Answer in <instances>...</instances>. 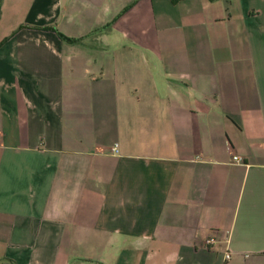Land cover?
Segmentation results:
<instances>
[{"label": "crops", "instance_id": "1", "mask_svg": "<svg viewBox=\"0 0 264 264\" xmlns=\"http://www.w3.org/2000/svg\"><path fill=\"white\" fill-rule=\"evenodd\" d=\"M0 264H264V0H0Z\"/></svg>", "mask_w": 264, "mask_h": 264}, {"label": "built area", "instance_id": "2", "mask_svg": "<svg viewBox=\"0 0 264 264\" xmlns=\"http://www.w3.org/2000/svg\"><path fill=\"white\" fill-rule=\"evenodd\" d=\"M113 149H115V147H113ZM232 161L233 162H237V163H241L243 161V158L240 156V155H233L232 156ZM214 242V239L212 236L208 237L206 240H205V243L206 244H211ZM230 258V253L229 252H225L224 254V259L227 260Z\"/></svg>", "mask_w": 264, "mask_h": 264}, {"label": "trees", "instance_id": "3", "mask_svg": "<svg viewBox=\"0 0 264 264\" xmlns=\"http://www.w3.org/2000/svg\"><path fill=\"white\" fill-rule=\"evenodd\" d=\"M68 40H71V39L68 38Z\"/></svg>", "mask_w": 264, "mask_h": 264}]
</instances>
